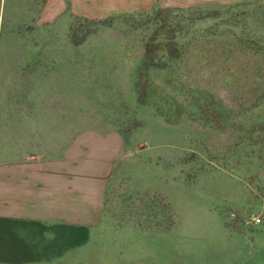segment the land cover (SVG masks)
<instances>
[{
	"label": "rangeland",
	"instance_id": "374dc122",
	"mask_svg": "<svg viewBox=\"0 0 264 264\" xmlns=\"http://www.w3.org/2000/svg\"><path fill=\"white\" fill-rule=\"evenodd\" d=\"M47 1L5 0L0 139L111 161L95 263L264 264V0L40 24Z\"/></svg>",
	"mask_w": 264,
	"mask_h": 264
},
{
	"label": "crops",
	"instance_id": "0c3cea01",
	"mask_svg": "<svg viewBox=\"0 0 264 264\" xmlns=\"http://www.w3.org/2000/svg\"><path fill=\"white\" fill-rule=\"evenodd\" d=\"M243 1L51 0L41 8L38 21L58 20L66 9L90 19L156 5L189 9ZM5 8V0H0V18ZM29 132L30 128L7 127L0 139V264H96L91 245L111 161L104 160L107 166L100 167L94 156L65 162L63 157H33Z\"/></svg>",
	"mask_w": 264,
	"mask_h": 264
},
{
	"label": "trees",
	"instance_id": "16d2710c",
	"mask_svg": "<svg viewBox=\"0 0 264 264\" xmlns=\"http://www.w3.org/2000/svg\"><path fill=\"white\" fill-rule=\"evenodd\" d=\"M174 40L175 39L171 38V39L167 40L166 42H164L162 45H160V46L166 48L165 54H166V57L168 58V60L169 59L174 60V58H176V51L177 50H176V42ZM144 68H146V71L148 70V67L145 66ZM123 139H124V141H127L125 133L123 135Z\"/></svg>",
	"mask_w": 264,
	"mask_h": 264
},
{
	"label": "built area",
	"instance_id": "2783aa9c",
	"mask_svg": "<svg viewBox=\"0 0 264 264\" xmlns=\"http://www.w3.org/2000/svg\"><path fill=\"white\" fill-rule=\"evenodd\" d=\"M257 222L259 221V220H256Z\"/></svg>",
	"mask_w": 264,
	"mask_h": 264
}]
</instances>
